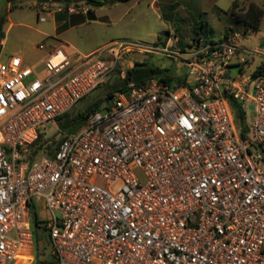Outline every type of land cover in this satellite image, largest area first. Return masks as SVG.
<instances>
[{
	"label": "built area",
	"instance_id": "1",
	"mask_svg": "<svg viewBox=\"0 0 264 264\" xmlns=\"http://www.w3.org/2000/svg\"><path fill=\"white\" fill-rule=\"evenodd\" d=\"M52 15L38 5V22ZM230 28L210 42L199 34L180 46L169 31L75 57L41 43L42 79L18 56L0 61V264L34 257L36 203L48 213L37 220L54 264H264V73L246 74L249 59L238 55L264 60V47L242 48ZM144 54L185 72L135 83L129 71ZM112 75L126 90L66 133L52 157L30 160L43 128H57ZM232 110L244 116L239 131Z\"/></svg>",
	"mask_w": 264,
	"mask_h": 264
},
{
	"label": "rangeland",
	"instance_id": "2",
	"mask_svg": "<svg viewBox=\"0 0 264 264\" xmlns=\"http://www.w3.org/2000/svg\"><path fill=\"white\" fill-rule=\"evenodd\" d=\"M10 1L11 3H8ZM36 0H0V20H2V32L6 38L5 51L0 56V61H4L7 55L22 54L24 59L32 66L35 75L42 79L46 75L44 68L45 52L38 50L36 46L42 43V36L39 35V31H43L49 34L51 37H56V33L53 29V22L49 19L45 24L39 23L37 20V9L34 6ZM233 0H223L224 10H228ZM256 3H261L262 0H250ZM65 0H50L48 7L52 10L53 15L57 18L60 15L63 20L67 19L69 14L65 8ZM147 1H145L138 10H134L129 14L122 24L130 29L129 32H122L120 26L108 25L103 20L89 21L86 20L83 24L69 27L63 34L57 36L62 42V47L67 49L71 55H86L94 52L104 46L107 42L112 40L124 39L138 43H152L156 40V34L160 32L159 24L155 21V16H152L151 12L145 8ZM71 5H69L70 7ZM90 8L96 10L91 4H85L84 2L78 3V16L85 15L84 9ZM98 11V10H97ZM103 11H107L106 9ZM103 11H98V15H102ZM149 20H146V18ZM130 18H134L133 23H130ZM59 21V20H58ZM209 27L212 29L213 39L217 40L222 36L224 30L229 27V24L225 22L224 18L211 21L210 18H206ZM191 24L193 22L179 21V34L181 36V42L187 41L191 32ZM27 26H32L34 29H30ZM39 30V31H38ZM235 31L241 34L240 46L246 50L253 51L260 49V45L264 42V16L261 21L260 28L257 32L243 33L241 29L234 28ZM180 45V44H179ZM181 46V45H180ZM249 59V64L246 66L245 73L250 74L263 61L259 56H251L247 53L240 54ZM136 55H132L131 59L135 60ZM138 62H145L158 72L161 76L174 77L177 74L185 72V69L179 66L178 62H173L170 58L162 55H142ZM231 73L234 76L238 75L237 66L231 67ZM122 80L117 75L110 76L104 84H101L98 88L87 94L81 99L75 106L69 111L70 116H74L77 113H82L90 107H94L97 104L96 109L103 111L106 106L107 95L112 89L121 84ZM95 109V110H96ZM233 111V110H232ZM251 116H249V119ZM233 121L237 131L241 128V121L234 115ZM86 122L76 131L85 127ZM58 125V124H57ZM67 132L61 130L59 126L56 127H44L42 131L41 142L37 146H41L37 159L41 156H46L44 149L51 146L54 147L58 141H60ZM36 146V147H37ZM31 152V150H30ZM28 156V155H27ZM38 220H45L48 217L47 211L43 208L42 204H35L33 206ZM32 207V208H33ZM30 226L34 230L32 219L30 218ZM38 234V253H36V247L34 245V260L31 264H35L38 259H44L48 257L46 247V234L42 229H37ZM44 251V252H43ZM27 259V258H26Z\"/></svg>",
	"mask_w": 264,
	"mask_h": 264
},
{
	"label": "crops",
	"instance_id": "3",
	"mask_svg": "<svg viewBox=\"0 0 264 264\" xmlns=\"http://www.w3.org/2000/svg\"><path fill=\"white\" fill-rule=\"evenodd\" d=\"M145 1H147V4L145 8H147L152 16H155V21L159 24L160 32L156 34V37L159 35L165 34L169 31L176 33V35L179 37V43L181 46L186 44L188 41H182L181 42V36L179 34V25L178 22H193L191 24V35L189 38L197 35L198 33V25L201 22H205L206 18H210L211 21H215L216 19L224 18L225 22L228 23L227 16L224 14V4L223 0H124L117 3H114L112 5H103L101 7H97L96 10H92V18H89L86 14L82 16L78 15H69L67 16V19L63 20L61 17L57 18L55 15H52L47 18V20H50L53 22L54 26L53 29L56 33V37H51L49 34H46L43 31H39V35H41L42 43L43 44H54L56 46L62 47V42L57 38V36L63 34L69 27L77 26L83 24L86 20L89 21H97V20H103L108 25H115L120 26L121 31L126 33L129 32L130 29H128L122 24L123 20H125L127 17H129V14L134 11L138 10V8L143 4ZM247 2H254L250 0H245ZM8 3H11L8 1ZM50 0L48 3L49 4ZM256 3V2H254ZM40 3L37 2V0L34 2V6L36 9L38 8V5ZM258 4V3H256ZM258 5L262 6L264 5V0H262L261 3ZM107 11H103V10ZM103 11L102 15H98V11ZM140 12V10H138ZM146 18V17H145ZM39 22L45 24L47 22ZM59 20V21H58ZM130 23H133L134 18H130ZM146 20H149V18H146ZM1 21V20H0ZM208 24V23H207ZM209 26V25H208ZM30 29H34L32 26H27ZM58 27H61L60 31H58ZM188 38V39H189ZM5 45H6V38L3 34V37L0 41V56L4 54L5 51ZM39 45V44H38ZM38 45L36 48L38 49ZM264 47V42L261 43L260 48ZM64 49V48H63ZM39 50V49H38ZM44 51L47 55V50H41ZM64 51L71 57H75L70 54V52L67 49H64ZM45 55V57H46ZM240 55V54H238ZM11 56H18L22 59L23 64L28 65L32 68L31 65L24 59L22 54H13V55H7L5 57L6 61ZM44 57V59H45ZM259 65V64H258ZM33 69V68H32ZM21 257L27 258V264H31V251H23L21 255H19L18 259L16 260L15 264H22ZM34 259V257H33Z\"/></svg>",
	"mask_w": 264,
	"mask_h": 264
},
{
	"label": "trees",
	"instance_id": "4",
	"mask_svg": "<svg viewBox=\"0 0 264 264\" xmlns=\"http://www.w3.org/2000/svg\"><path fill=\"white\" fill-rule=\"evenodd\" d=\"M65 8L67 9L69 5H72V0H65ZM124 1V0H85V4H91L95 8L101 7L103 5H112L114 3ZM92 13L93 11L89 8L88 11L86 12V15L89 18H92ZM224 14L227 16L228 19V24L229 27H227L224 32L222 33V36H225L226 33L229 30H232L230 26L233 28H239L242 30L243 33H251V32H257L260 28L261 21L263 18V7L254 3V2H247L245 0H233L230 8L226 11H224ZM61 16L59 15L58 18ZM61 27H58V31H60ZM198 33L197 35H202L206 41H212L213 40V33L212 29L208 26L207 23L201 22L198 27ZM3 37V32H2V20H1V26H0V41ZM149 67L148 64L146 63H136L135 66L129 71V74L131 75L136 69L139 67ZM152 71L154 73L158 72V69H155L153 66L151 67ZM264 73V60L259 63V65L254 69L253 75H258ZM161 81L165 83H171L173 81V77H164ZM126 90V82L122 81L121 84L115 86L112 91H110L107 95V98L111 97L114 93L116 92H122ZM106 98V99H107ZM97 107V104L94 107H90L86 109L82 113H77L74 116H70L68 111L64 113L63 115L59 116L57 118V124L59 128L67 133L74 132L78 130L85 122L86 118L88 117L89 114H91ZM237 109V108H236ZM238 111V110H237ZM237 118L242 121L244 116L241 113H237ZM42 135L39 136L38 140L32 144L28 150H27V155L30 160L32 159H37L38 155L41 153L39 152L41 150L42 145H38V143L41 142ZM62 139L56 143L54 147L48 146L46 147L45 153L46 156L52 157L56 150L58 149ZM37 146V147H36ZM31 150V152H30ZM30 218L32 219L33 226H34V245L36 247V253H38V234H37V229H42L45 234H46V244H48V239H47V233L44 228L40 227L38 225V220H37V215L35 212V208L33 207L32 210L30 211ZM47 249V245L44 248V250ZM44 252V251H43ZM39 254V253H38ZM35 264H54L51 258H44V259H38Z\"/></svg>",
	"mask_w": 264,
	"mask_h": 264
},
{
	"label": "water",
	"instance_id": "5",
	"mask_svg": "<svg viewBox=\"0 0 264 264\" xmlns=\"http://www.w3.org/2000/svg\"><path fill=\"white\" fill-rule=\"evenodd\" d=\"M48 1L49 0H37L38 3H42V4L48 3ZM84 1L85 0H72V3L73 4H78V3H82ZM0 26H1V21H0ZM152 74H153V71L150 68H139V69H136L133 72V81L135 83H140L141 81L151 77ZM250 109H252V107H250Z\"/></svg>",
	"mask_w": 264,
	"mask_h": 264
},
{
	"label": "bare ground",
	"instance_id": "6",
	"mask_svg": "<svg viewBox=\"0 0 264 264\" xmlns=\"http://www.w3.org/2000/svg\"><path fill=\"white\" fill-rule=\"evenodd\" d=\"M22 260V264H27V260L23 257L20 258Z\"/></svg>",
	"mask_w": 264,
	"mask_h": 264
}]
</instances>
